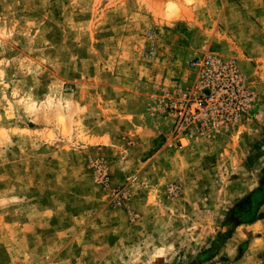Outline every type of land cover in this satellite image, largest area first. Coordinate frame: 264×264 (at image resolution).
<instances>
[{
  "label": "rangeland",
  "instance_id": "rangeland-1",
  "mask_svg": "<svg viewBox=\"0 0 264 264\" xmlns=\"http://www.w3.org/2000/svg\"><path fill=\"white\" fill-rule=\"evenodd\" d=\"M0 264H264V0H0Z\"/></svg>",
  "mask_w": 264,
  "mask_h": 264
},
{
  "label": "built area",
  "instance_id": "built-area-1",
  "mask_svg": "<svg viewBox=\"0 0 264 264\" xmlns=\"http://www.w3.org/2000/svg\"><path fill=\"white\" fill-rule=\"evenodd\" d=\"M189 66L196 74L192 99L184 102L180 100L175 108V129L181 130L184 123H192L196 120L204 122L201 130L208 129V122L213 119L212 112L223 113L224 97L230 95V91L240 92L243 89L242 78L239 75L234 61H223L215 54H204L190 60ZM234 90V91H232ZM228 117H224L227 120Z\"/></svg>",
  "mask_w": 264,
  "mask_h": 264
},
{
  "label": "flooded vegetation",
  "instance_id": "flooded-vegetation-1",
  "mask_svg": "<svg viewBox=\"0 0 264 264\" xmlns=\"http://www.w3.org/2000/svg\"><path fill=\"white\" fill-rule=\"evenodd\" d=\"M253 196H255V195H253ZM252 203H253V201L251 199V200H249V203H245V205L243 206V209H240L242 216H247L251 212Z\"/></svg>",
  "mask_w": 264,
  "mask_h": 264
},
{
  "label": "bare ground",
  "instance_id": "bare-ground-1",
  "mask_svg": "<svg viewBox=\"0 0 264 264\" xmlns=\"http://www.w3.org/2000/svg\"><path fill=\"white\" fill-rule=\"evenodd\" d=\"M172 8H173L172 3L171 2H168L166 4L165 11L168 13V12H170L172 10Z\"/></svg>",
  "mask_w": 264,
  "mask_h": 264
},
{
  "label": "water",
  "instance_id": "water-1",
  "mask_svg": "<svg viewBox=\"0 0 264 264\" xmlns=\"http://www.w3.org/2000/svg\"><path fill=\"white\" fill-rule=\"evenodd\" d=\"M254 195H257V194H259L258 192H255V193H253Z\"/></svg>",
  "mask_w": 264,
  "mask_h": 264
}]
</instances>
